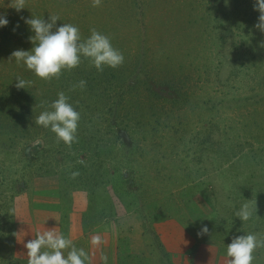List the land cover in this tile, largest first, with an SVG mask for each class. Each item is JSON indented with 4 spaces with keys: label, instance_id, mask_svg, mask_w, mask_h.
<instances>
[{
    "label": "rangeland",
    "instance_id": "rangeland-1",
    "mask_svg": "<svg viewBox=\"0 0 264 264\" xmlns=\"http://www.w3.org/2000/svg\"><path fill=\"white\" fill-rule=\"evenodd\" d=\"M16 3L0 0V15L9 21L0 27V116L17 140L15 151L0 152V264H28L25 243L53 226L85 251V264H175L150 226L156 212L189 222L195 233L210 226L200 239L211 242L223 264L233 236L264 234V33L254 27L260 14L254 0H23L19 10ZM49 15L59 17L56 26L76 25L82 38L92 28L108 35L124 56L116 68L97 71L82 58L69 69L95 75L80 95L63 77L49 90L50 98L66 92L73 107L86 101L81 120L100 109L104 120L98 126L78 122V134H104L99 144L106 146L92 157L62 141L52 146L55 136L47 141L42 131L26 139L40 111L17 120L37 102L14 95L13 72L25 71L20 78L30 81L36 97L41 92L34 81L50 79L39 78L11 53L33 46L25 19ZM36 138L41 144L26 151ZM57 146L72 165L89 169L90 179L100 174L108 184L93 196L98 187L87 184L84 174L79 182L67 180L65 159L49 155ZM55 164H61V177L49 174L47 166ZM39 170L48 172L37 175ZM121 174L133 179L128 183ZM193 184L214 194L210 207L198 189L200 197L186 193ZM193 204L202 219L189 213ZM243 204L252 212L248 220L236 216ZM252 264H264V247L254 250Z\"/></svg>",
    "mask_w": 264,
    "mask_h": 264
},
{
    "label": "clouds",
    "instance_id": "clouds-1",
    "mask_svg": "<svg viewBox=\"0 0 264 264\" xmlns=\"http://www.w3.org/2000/svg\"><path fill=\"white\" fill-rule=\"evenodd\" d=\"M253 6L260 13L254 27L264 33V0H254ZM14 8H24L23 0H17ZM57 19L59 17L56 15H49L47 20L33 16L26 18L25 23L34 33L29 38L34 42L33 46L29 50L16 49L11 57L45 80L58 77L62 69L78 66L82 58H87L97 71H102L104 67L116 68L123 63V53L113 47L108 35L92 28L90 34L82 38L76 25L63 23L56 26ZM8 23L6 16L0 15V27ZM16 81L17 88H25V84L30 83L19 77H16ZM85 85L86 81L80 79L72 87L83 89ZM79 120V111L69 102V97L59 91L56 98L38 114L35 123L50 129L58 141L71 146L77 140ZM40 144L41 139L36 138L25 150L30 151ZM251 215L247 204H243L236 212L240 220H248ZM208 231V226L202 224L197 236ZM99 240V236L93 237L94 243ZM24 247L27 249L28 264H85L87 258L85 251L77 248L55 226L37 232L35 238L28 240ZM260 247H264V234L249 232L233 236L226 247L227 264H252L253 252Z\"/></svg>",
    "mask_w": 264,
    "mask_h": 264
},
{
    "label": "trees",
    "instance_id": "trees-1",
    "mask_svg": "<svg viewBox=\"0 0 264 264\" xmlns=\"http://www.w3.org/2000/svg\"><path fill=\"white\" fill-rule=\"evenodd\" d=\"M92 70L94 71L95 68L92 69ZM21 71L22 72H18V73L13 72V78H14L13 83H14V86L12 87V90L13 89H16L17 90V92H14V95H22L23 94V96L25 98H28V99L29 98H33L32 100H34V102H37V104H38V105L36 104V106H33V107L32 106H29V105H26L24 107L25 109L23 108V111L20 114V118L17 117V120H20L21 119V120H24V121L26 119L32 118V116H34V114L36 112H38V111L41 112L42 110H44V108L47 107L48 104H50V102L56 98V95L53 98H50L48 96V94L50 93L49 90H51V89H53L55 87L54 86L55 79H59V78H62V77L65 78V84L68 87H71V88H73L72 85L75 84L78 80L83 79V80L86 81V85H85L84 88H88L89 86H91L94 83L93 80H94V76H95V75H93V72H91L90 70L82 71V67L81 68H76L71 73L69 72V69H62L60 75L58 77L51 78L48 83H39L38 81H34L35 82V86H37L40 89V92H41L40 93L41 95L39 97H36V95L33 92H30V90H29L30 87H29V85L27 83L26 84L28 86L25 85L24 86L25 88H17L16 87V83H17L16 77H19L20 78V76H23L24 75V72H25V71L22 70V68H21ZM50 84H51V86H50ZM11 86H12V84H10V87ZM73 89H74L73 91H75L74 93H76L77 95H80L81 92L78 91V90H80L81 88L76 87V88H73ZM2 98H3V94H2ZM85 102H83L82 104L81 103L80 104H76L75 103L74 108L77 111L81 112L80 108L84 105ZM91 112L92 113L94 112V113H93V115L90 118H87L85 120H81L80 119V123L83 124V125H85V127H87L86 124L87 125H90V123H95L96 126H98L99 123L104 120L103 116L100 113V109H97V110L94 109ZM82 119H84V118H82ZM7 121H8V119L6 117H4V116L1 117L0 116V138H3L4 136H7V138H8V142H6L4 144V142L2 141L1 142L2 145L0 144V152L2 151V153H8V152L9 153H12V151H15L13 149H15V146H16V143H17V140H12L10 138V136H12V134H11L10 130H8L6 128V126H5V124H7ZM39 126L40 125H38L35 122H33L32 125H31L32 129H30V131L28 132V134L26 135L25 138L30 140V134H32V135L38 134V131H42V133H43L42 138L45 137L47 141H48V137L49 136L50 137H54L55 136V134L50 129L44 128L42 126L39 127ZM5 128H6V130H5ZM40 128L43 129L44 131L41 130ZM97 131H99V130H97ZM95 133H98V132L95 131ZM76 135H77V140H76L77 142H75V143H77V145H71L70 147L71 148H74L73 150H75V147L77 146L76 148H79L81 153L87 154L89 157L90 156L92 157L93 152H94V150L96 148L105 147L106 146V145L101 146V144H99V142H100L101 138L104 136V134H102V136H100V137H97L96 135H91L90 136L88 134H83V132H80L79 134L77 132ZM13 136L16 137L15 135H13ZM118 136H121L120 133L117 134L116 138H118ZM107 137H108L107 139L109 140V143L108 144L111 145V143H112V135L111 134H108ZM121 138H122L121 140L123 141V140L126 139V136L125 137H122L121 136ZM55 141L58 142V140L56 139V137H54L52 139V141L50 142L52 146H54ZM8 149L9 150L11 149L12 151H8ZM22 153L24 155L25 154L27 155L26 151H23ZM53 153H59V154H61V157H63L65 159V163H63V162L62 163L64 165H66V163L68 164L66 166H68L70 168V171H69L70 174H69L67 180L79 182V178L81 177V179H82L83 178L82 175L84 174L83 176H84L85 182L87 184L92 185V187L94 189H96L98 187L97 191L90 192L91 195L96 196L98 190H101V188H103L104 186H106L108 184L106 182L107 180H104V177L102 175H100V174L97 175L96 176L97 179H90L91 172H87L89 169H82V165H81V167H79V165H75V166H74V164L72 165L73 158L72 157L69 158V156L66 157V151H64V149H60L57 146L56 148H54L52 150V152L49 155H53ZM60 165L61 164H55L52 169L49 168L51 166H47L48 169L51 170V171H49V174H57V170L56 169L58 167H60ZM74 167H76V169H74ZM52 170H54V171H52ZM42 172H46L47 173L48 170L40 171V172L37 173V175L38 174L39 175H44ZM73 173H76V175H73ZM131 174L133 175V173H131ZM59 177H61V176H59ZM65 177L66 176H63V180H64ZM135 177H137V176L135 175ZM115 179H116L115 177H112V182L115 183ZM132 179L133 178L131 177L130 174H129V176L128 175L121 174V180L128 181V183H129ZM90 180H93L94 183L92 184L90 182ZM134 181H136V178H134ZM200 186L202 187L203 184H201ZM200 186L199 185H195V184L188 185V186H186L185 191L188 194L189 193L190 194L196 193L195 195H198L197 194V189L200 188ZM112 189H113V187H112ZM101 193H102V191H101ZM104 193H105L104 194L105 196L109 197L108 190L104 189ZM198 193L202 197V200L205 202V204L210 207L211 204H212V198L214 197V194H210V191H208V190L207 191H204V190L201 191L200 189H198ZM194 200H195V197L189 198L188 203L189 202H192ZM111 208H112V206H111ZM190 210L194 211L195 214H198V216H199L198 218L199 219H202L203 218V213L200 212V208L196 204L191 205V208L190 209L188 208L189 213L192 214V211H190ZM213 211L215 212L216 210H213ZM179 221H181L182 223H184V225L186 226L188 232H190V234L194 237L195 240H197L199 242H206V243L208 242V243H211L209 241L200 239V238H203L204 236L203 235L197 236V233H195L193 231L192 225L189 222L187 223L185 220H182V219H180ZM259 224H261V223H259ZM209 227L210 226H208V229H209ZM158 244H159V242H158ZM160 250H161V252L165 256H168L161 248H160ZM255 254H256V252H255Z\"/></svg>",
    "mask_w": 264,
    "mask_h": 264
},
{
    "label": "crops",
    "instance_id": "crops-1",
    "mask_svg": "<svg viewBox=\"0 0 264 264\" xmlns=\"http://www.w3.org/2000/svg\"><path fill=\"white\" fill-rule=\"evenodd\" d=\"M160 248L173 259L175 264H223L216 248L206 242H199L188 232L178 219L156 212L150 222ZM146 235H143L145 237Z\"/></svg>",
    "mask_w": 264,
    "mask_h": 264
}]
</instances>
